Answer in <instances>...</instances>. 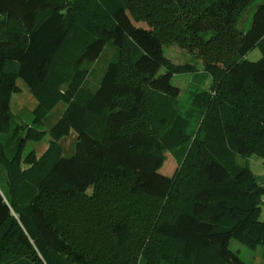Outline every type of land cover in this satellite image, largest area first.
I'll return each instance as SVG.
<instances>
[{
  "label": "trees",
  "instance_id": "1",
  "mask_svg": "<svg viewBox=\"0 0 264 264\" xmlns=\"http://www.w3.org/2000/svg\"><path fill=\"white\" fill-rule=\"evenodd\" d=\"M137 23L193 64L144 52ZM197 66L184 109L172 79ZM18 80L35 100L25 120L5 106ZM5 134L0 264H246L232 241L264 264V183L237 163H264V0H0ZM47 136L41 154L26 149ZM90 224L99 239L71 235Z\"/></svg>",
  "mask_w": 264,
  "mask_h": 264
},
{
  "label": "rangeland",
  "instance_id": "2",
  "mask_svg": "<svg viewBox=\"0 0 264 264\" xmlns=\"http://www.w3.org/2000/svg\"><path fill=\"white\" fill-rule=\"evenodd\" d=\"M257 5V2L254 4L253 9L246 8V10H249L250 14L252 15V12L254 11L255 7ZM242 18H239L237 22V29L242 28H248L249 23L246 27L245 24L242 23ZM251 20V19H250ZM136 26L139 28L138 33L136 34V38L138 39V42L141 46V48L144 50V52L150 54L152 57L158 59V60H164L168 59L172 63L176 65L180 64H193V61L191 60V56L188 55L183 50H180L176 47H164L159 44H157L150 32L149 27L144 23H137ZM109 50L107 49L106 53L102 55L99 60L94 64V71H98L103 69L105 59L108 56ZM260 57V52L258 49H253L251 52H249L246 56V58L250 61H255ZM199 71L194 73L186 74L182 77H175L172 79V83L175 86L180 87L181 95L180 100L181 104L184 109H187L188 107H191V99L193 95L200 91L199 86L203 84V81L205 79L204 74L201 73V67L197 66ZM17 85H19L20 90L17 93H13L10 100L5 104L6 109L10 110V112L14 115H18V118H22V120H25V116H21V114L29 115V112L35 105V100L29 93L26 86L20 82L17 81ZM37 129H46L45 125H38L36 126ZM48 136L41 142H28L26 145V149H34V151L39 155L41 154L46 146H47ZM61 148L63 150V155L66 156L69 154L70 150L74 146L75 143V134L73 131H70L69 134L65 137H63L59 141ZM0 144L3 145L6 149L12 148L15 144V140H11L9 134L0 135ZM237 163L240 165L246 164V166L251 170V172L259 179V181H262L264 183V163L263 160L255 157H251L247 161L242 159H237ZM178 162L175 160L174 156L170 153L165 154V161L160 169V173L166 176H171L175 173L177 170ZM121 192V189L117 187V191L113 196L119 195ZM101 195L103 197L108 196L109 198L114 199L111 197L110 193L106 192L105 190L101 192ZM99 196V194H98ZM101 196V197H102ZM263 203L261 204V209L259 213L260 220H264V196L262 197ZM91 224L86 227V229L82 230L81 226H78L77 229H72L71 235L72 236H78L81 238V235L83 232H86V236L88 240H94L99 239V230L97 228H91ZM80 228V229H79ZM230 248L232 250H237L238 256L246 263V264H260L261 262V253H260V247L256 251H249L243 246H240L238 243L232 241L230 243Z\"/></svg>",
  "mask_w": 264,
  "mask_h": 264
},
{
  "label": "crops",
  "instance_id": "3",
  "mask_svg": "<svg viewBox=\"0 0 264 264\" xmlns=\"http://www.w3.org/2000/svg\"><path fill=\"white\" fill-rule=\"evenodd\" d=\"M263 202V201H262Z\"/></svg>",
  "mask_w": 264,
  "mask_h": 264
}]
</instances>
